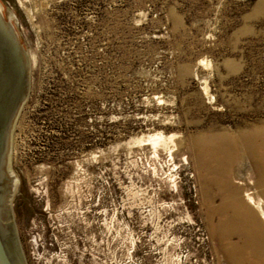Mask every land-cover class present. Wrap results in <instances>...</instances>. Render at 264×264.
<instances>
[{
    "label": "rangeland",
    "instance_id": "1",
    "mask_svg": "<svg viewBox=\"0 0 264 264\" xmlns=\"http://www.w3.org/2000/svg\"><path fill=\"white\" fill-rule=\"evenodd\" d=\"M0 13L29 73L10 134L24 264H226L194 139L264 123V0H0ZM251 176L243 161L233 181L255 194Z\"/></svg>",
    "mask_w": 264,
    "mask_h": 264
},
{
    "label": "bare ground",
    "instance_id": "2",
    "mask_svg": "<svg viewBox=\"0 0 264 264\" xmlns=\"http://www.w3.org/2000/svg\"><path fill=\"white\" fill-rule=\"evenodd\" d=\"M28 88L29 73L24 100ZM194 140L203 170L200 204L221 258L226 264H264V224L259 217L264 214V123L235 135L214 133ZM243 161L249 164L255 194L242 181H233ZM16 188L15 183L9 205ZM14 233L22 256L15 228Z\"/></svg>",
    "mask_w": 264,
    "mask_h": 264
},
{
    "label": "water",
    "instance_id": "3",
    "mask_svg": "<svg viewBox=\"0 0 264 264\" xmlns=\"http://www.w3.org/2000/svg\"><path fill=\"white\" fill-rule=\"evenodd\" d=\"M27 83L26 53L0 14V264H24L9 211V197L17 182L10 169V134Z\"/></svg>",
    "mask_w": 264,
    "mask_h": 264
},
{
    "label": "flooded vegetation",
    "instance_id": "4",
    "mask_svg": "<svg viewBox=\"0 0 264 264\" xmlns=\"http://www.w3.org/2000/svg\"><path fill=\"white\" fill-rule=\"evenodd\" d=\"M1 14V13H0ZM3 20V19H2ZM4 21V20H3ZM11 27V26H10ZM11 213V212H10ZM12 217V216H11Z\"/></svg>",
    "mask_w": 264,
    "mask_h": 264
}]
</instances>
